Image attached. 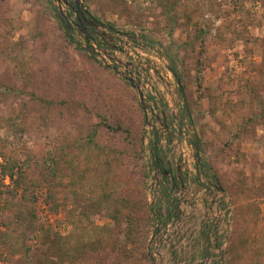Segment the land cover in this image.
Instances as JSON below:
<instances>
[{
    "label": "rangeland",
    "instance_id": "rangeland-1",
    "mask_svg": "<svg viewBox=\"0 0 264 264\" xmlns=\"http://www.w3.org/2000/svg\"><path fill=\"white\" fill-rule=\"evenodd\" d=\"M66 1L0 0V192L16 166L39 230L5 240L3 197L0 264L84 236L97 251L61 264H264V0H81L100 45Z\"/></svg>",
    "mask_w": 264,
    "mask_h": 264
},
{
    "label": "trees",
    "instance_id": "trees-1",
    "mask_svg": "<svg viewBox=\"0 0 264 264\" xmlns=\"http://www.w3.org/2000/svg\"><path fill=\"white\" fill-rule=\"evenodd\" d=\"M62 22L64 25V31L66 33L67 39L72 44H75V40L71 34V28L66 24L65 20H63ZM88 38L92 42H97L99 44L96 38L91 36H89ZM200 87H202L201 84ZM105 125H107V122H105ZM107 127H109V129H112L114 133L124 132L128 135V137L129 135H131L129 130L125 129L121 125H119L117 128H112L111 126H107ZM90 141L94 143L95 138L92 137ZM192 145L197 151H199L200 149L199 143L192 142ZM15 168L16 166L13 167L11 166L9 170H7V168H4L5 176L10 178V180L14 185V188L7 192H0V205H2L3 197H4L5 200H4L3 211L5 215H7V221H8L5 223L7 231L2 234V237L5 238V240L13 242L15 244L14 248L18 247L17 245H22L23 244L22 242L24 240H28L27 236L23 232L24 230H29L33 234L39 233V230H36L38 225L37 216L29 205V202L31 200H28L26 195H22V197L20 198V194H19L20 191L24 189V187L26 186V179L25 177H23V174L21 176H17ZM114 189H115L114 186L104 187L103 201L109 202L111 198L110 201L114 200L116 203H118V205H115V209L110 214L111 217L117 219L118 213L121 212L119 208H124V207L129 208L130 202H129V197L127 198L124 196L125 192H122L120 194L119 202H117L115 198L116 192ZM112 194L114 196H112ZM134 216L133 214L128 215V220L130 222V225L127 228V230H125V240L128 242L132 240L134 234L136 233V228L135 225L133 224L136 220ZM85 239L86 237L84 236L82 237V242H78V240L74 242L71 238L70 239L57 238V240L54 242L53 252L55 257L59 260L60 264L65 262L73 263L74 260L77 261L88 260L90 258V251L91 250L97 251L98 249L97 245L100 244V242H94L95 241L94 238L93 240H91V242L88 243V242H84ZM126 248L127 246L126 247L120 246L119 252L125 253ZM239 250L240 252L239 251L237 252V250L233 248L231 253L232 255L234 254L236 256L235 258L236 263L242 264L244 262L243 261L244 255L240 246H239ZM39 264H58V263L54 262L51 259L50 260L47 259L46 261Z\"/></svg>",
    "mask_w": 264,
    "mask_h": 264
},
{
    "label": "water",
    "instance_id": "water-1",
    "mask_svg": "<svg viewBox=\"0 0 264 264\" xmlns=\"http://www.w3.org/2000/svg\"><path fill=\"white\" fill-rule=\"evenodd\" d=\"M73 1H74L75 3H74V5H73L72 9H73V11H74L76 14H78V16H79V17H78V22H79L80 24L84 25V23L82 22V19L85 20V22H86L89 26H91L92 28H94L96 37L100 38L102 42H105V41L107 40V38L110 39V34L107 33V32L105 31L106 26H105L104 24H102V23H98V24H96L93 20H89V19H88V17L91 18L92 16H91L90 13L84 11L85 8H84L83 5H81V0H73ZM56 2L59 3L61 12H62V7H61V5H62L63 3H64L65 5H68V2H67L66 0H56ZM62 13H63V12H62ZM63 14H64V13H63ZM64 20L67 21V17H66V16H64ZM76 26L79 28V26H78L77 24H76ZM82 33H83V31H82ZM87 40H88V42H91V40H90L88 37H87ZM100 44H101V43H100ZM107 67H108L109 69H112V70L115 71V72H118V69L115 68V67H112V66H109V65H107ZM171 71L173 72L172 69H171ZM120 75H121L122 77L126 78V79L128 80V82L131 84V87H132L133 89H135V90L138 92L139 97H140L141 104H142V106H143L145 112H147L148 108H147V104H146V102H145L144 93L141 91V85H140L139 83H136V81H135L134 79H132V78H128L125 74H122V73H121ZM175 118H176V116H175ZM176 119H177V118H176ZM164 121H165V123H167V119H166V117L164 118ZM165 126H166V128L168 127L167 124H165Z\"/></svg>",
    "mask_w": 264,
    "mask_h": 264
},
{
    "label": "flooded vegetation",
    "instance_id": "flooded-vegetation-1",
    "mask_svg": "<svg viewBox=\"0 0 264 264\" xmlns=\"http://www.w3.org/2000/svg\"><path fill=\"white\" fill-rule=\"evenodd\" d=\"M78 17H79V16H78ZM78 17H77L75 23L79 26V28H81V30H82L83 32H86L89 36L94 37V38H96V39L98 40V37H96V35H95V30H94V28H92L91 26H89V25L85 22V20H83V19H82V22L84 23V25L80 24V23L78 22ZM88 19H89V20H93L96 24L100 23L98 20L94 19L93 17H91V18L88 17ZM67 21H68V20H67ZM67 21H66V22H67ZM68 26H69V25H68ZM69 27H70V26H69Z\"/></svg>",
    "mask_w": 264,
    "mask_h": 264
}]
</instances>
